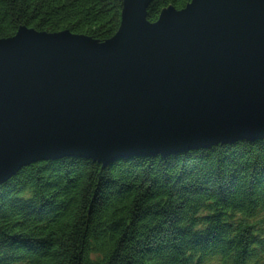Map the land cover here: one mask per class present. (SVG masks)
<instances>
[{"label": "water", "instance_id": "1", "mask_svg": "<svg viewBox=\"0 0 264 264\" xmlns=\"http://www.w3.org/2000/svg\"><path fill=\"white\" fill-rule=\"evenodd\" d=\"M123 0L105 43L17 29L0 41V185L63 159L101 170L264 141V0H191L146 21Z\"/></svg>", "mask_w": 264, "mask_h": 264}, {"label": "trees", "instance_id": "2", "mask_svg": "<svg viewBox=\"0 0 264 264\" xmlns=\"http://www.w3.org/2000/svg\"><path fill=\"white\" fill-rule=\"evenodd\" d=\"M191 0H150L146 21ZM123 0H0V41L17 29L98 43ZM264 141L101 170L63 159L0 185V264H264Z\"/></svg>", "mask_w": 264, "mask_h": 264}, {"label": "rangeland", "instance_id": "3", "mask_svg": "<svg viewBox=\"0 0 264 264\" xmlns=\"http://www.w3.org/2000/svg\"><path fill=\"white\" fill-rule=\"evenodd\" d=\"M262 232H264V229H262Z\"/></svg>", "mask_w": 264, "mask_h": 264}]
</instances>
